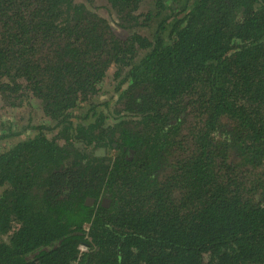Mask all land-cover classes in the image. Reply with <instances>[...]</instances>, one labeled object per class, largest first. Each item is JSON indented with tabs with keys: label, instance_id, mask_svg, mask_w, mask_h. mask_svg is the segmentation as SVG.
Segmentation results:
<instances>
[{
	"label": "trees",
	"instance_id": "1",
	"mask_svg": "<svg viewBox=\"0 0 264 264\" xmlns=\"http://www.w3.org/2000/svg\"><path fill=\"white\" fill-rule=\"evenodd\" d=\"M97 1L0 0V264H264V0Z\"/></svg>",
	"mask_w": 264,
	"mask_h": 264
},
{
	"label": "rangeland",
	"instance_id": "2",
	"mask_svg": "<svg viewBox=\"0 0 264 264\" xmlns=\"http://www.w3.org/2000/svg\"><path fill=\"white\" fill-rule=\"evenodd\" d=\"M98 1H97V4L94 5L95 7L99 5ZM147 5H149V4H147ZM141 9H142L143 13L149 11L148 6H146V0L144 1L143 7ZM104 82H107L106 83V87H107L108 85H110L112 83V80L107 78V81H104ZM102 93H106V94H102V98L99 100L98 103H100V101L103 102L104 99L110 98L109 95H107L108 94L107 91H103ZM26 100L28 101L29 106L22 107L20 109L15 110L14 112L7 111L5 113V115L0 114V122L6 121V120L13 122V127H11L10 134L13 133L12 131L15 128L18 131V132H16V134L20 135L19 138H18V136H17V138H15V137L13 138L12 136H11V138H8V140H7V143H8L7 147L8 148L12 147L18 140H21V139L25 140V139L31 137V135L34 132L29 127H27L29 124L32 126H35L38 124H42V125L45 124V125L50 126L53 123L41 110V103L39 100L34 98L31 94L26 96ZM111 107H112V105L110 106V108ZM98 111H102V109L99 107L97 109V113H98ZM107 111H110V110H108V109L106 110V108H105V111H103V112L106 114H110ZM2 132H6V131L3 129ZM0 135H2V134L0 133ZM4 144H6V143H4ZM0 149H1V147H0ZM111 157H113V154H111Z\"/></svg>",
	"mask_w": 264,
	"mask_h": 264
},
{
	"label": "water",
	"instance_id": "3",
	"mask_svg": "<svg viewBox=\"0 0 264 264\" xmlns=\"http://www.w3.org/2000/svg\"><path fill=\"white\" fill-rule=\"evenodd\" d=\"M104 154H105V149H100L99 151H96V155H97V156H104ZM94 202H95V199H93V198H89V199L87 200V205H88V206H91V205L94 204ZM104 205H106V203H105ZM106 207H107V206H106Z\"/></svg>",
	"mask_w": 264,
	"mask_h": 264
},
{
	"label": "flooded vegetation",
	"instance_id": "4",
	"mask_svg": "<svg viewBox=\"0 0 264 264\" xmlns=\"http://www.w3.org/2000/svg\"><path fill=\"white\" fill-rule=\"evenodd\" d=\"M95 201H96V200H95ZM94 203H95V202H94ZM105 203H106V206L109 207L110 204H111L110 199H108V198H103V199H102V204L104 205Z\"/></svg>",
	"mask_w": 264,
	"mask_h": 264
},
{
	"label": "built area",
	"instance_id": "5",
	"mask_svg": "<svg viewBox=\"0 0 264 264\" xmlns=\"http://www.w3.org/2000/svg\"><path fill=\"white\" fill-rule=\"evenodd\" d=\"M80 252L81 253H84V252H87V250H88V247H86V246H84V245H82V246H80Z\"/></svg>",
	"mask_w": 264,
	"mask_h": 264
},
{
	"label": "clouds",
	"instance_id": "6",
	"mask_svg": "<svg viewBox=\"0 0 264 264\" xmlns=\"http://www.w3.org/2000/svg\"><path fill=\"white\" fill-rule=\"evenodd\" d=\"M104 155H105V154H104ZM81 246H82V245H81ZM84 246L88 247L87 252H89V246H87V245H84ZM79 248H80V246H79ZM79 251H80V249H79ZM87 252H84V253H81V252H80V254L83 255V254H86Z\"/></svg>",
	"mask_w": 264,
	"mask_h": 264
}]
</instances>
